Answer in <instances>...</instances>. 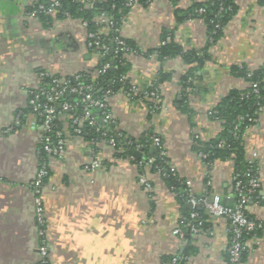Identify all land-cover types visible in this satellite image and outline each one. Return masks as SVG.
<instances>
[{"label":"crops","instance_id":"crops-1","mask_svg":"<svg viewBox=\"0 0 264 264\" xmlns=\"http://www.w3.org/2000/svg\"><path fill=\"white\" fill-rule=\"evenodd\" d=\"M34 1L0 0V264H169L168 258L185 248V264H228L227 219L205 209L204 228L187 238L175 232L189 205L152 166L150 139L160 138L169 167L189 182L193 194L203 195L209 181L211 191L225 203L234 202L232 160L207 165L194 145L220 133V123L207 111L231 89L247 86L231 67L255 69L264 62V0H235L236 13L205 54L207 33L201 18H180L182 13H175L170 0L133 7L119 30L138 48L124 53L130 87L144 92L159 77L163 81L158 82L156 97L137 99L124 90L109 94L107 118L98 117L101 122L97 118L96 123L111 122L108 129L137 142L136 149L130 154L117 151L110 140L93 145L72 133L64 118L63 154L44 157L40 119L27 105L29 90L39 87L44 75L64 80L91 69L100 55L90 50L89 31L81 19L49 15V25L43 26L27 12ZM199 1L204 0H177L176 8L184 11ZM164 31L171 32V40L182 50L206 55L201 66L190 65L191 86H182L188 65L180 55L160 61L153 50L163 43ZM98 32L109 36L112 27L102 25ZM243 139L245 157L255 156L258 162V186L245 209L264 223V107ZM94 157L98 165L92 170L88 163ZM42 162L49 176L39 186L44 219L40 226L33 181ZM246 244L239 264H264V232Z\"/></svg>","mask_w":264,"mask_h":264},{"label":"trees","instance_id":"trees-1","mask_svg":"<svg viewBox=\"0 0 264 264\" xmlns=\"http://www.w3.org/2000/svg\"><path fill=\"white\" fill-rule=\"evenodd\" d=\"M52 1L54 0H35L27 7V12L36 10L37 18L43 23V26H47L50 23V17L43 11L38 10V6L42 5L44 8H47ZM57 1L59 2V5L56 8V18L70 17L85 21L87 30L95 33V36L108 47L106 52H103L102 49H99L96 45L89 47L91 51L103 52V55H100V59L95 67L81 70L75 74L66 76L64 80L67 82L69 87L78 86V84L89 86L90 88L88 90L84 87V91L89 92L91 99L96 100H102L107 95L106 93L111 94L119 90L128 91L134 98L137 99H146L145 97L150 91H154L156 93L158 92V82L163 81L162 77H159L157 82L144 92H134L130 90V83L127 78V73L130 67L129 62L123 52H119L115 55L113 51L116 47V42L114 41L115 38L117 36L121 37L116 28L120 29L124 17L130 10V8L126 6V0H90L88 5H84L78 0ZM151 1L152 0H139L138 2L140 5H147ZM170 1L175 7V13H182H180L182 16L180 18H201L204 21L207 33V44L202 51L204 54L207 47L216 42L222 36L225 25L238 9L235 0H204L194 2L184 11H180V9L176 8L177 0ZM101 12H103L109 20L114 22V25L111 26L112 33L109 36H102L98 32L100 26L107 24L99 23L97 21V14ZM121 38L123 39L128 52L132 50L138 51V48L133 40L124 37ZM161 39H163V43H161L156 49H153L158 60L162 61L165 57L180 55L183 61L188 65V70L181 75L182 86H191L194 68L190 67V65L192 63H196L198 66H201L206 55H199L200 53H197L196 51L187 52L182 50L175 42H173V40H171L170 31H164L161 35ZM153 50H148L147 53L153 52ZM111 61H113V63L107 69L97 72V70L102 68L104 63H109ZM231 72L236 76L244 77L247 81V86L243 89H231L225 96L222 97L219 103L212 108L213 113L210 117L220 123V133L207 142H200L197 140L195 142L194 149L198 153L201 152L206 154L203 161L206 162L207 165H211L212 162L217 159L232 160L234 175H236V179L240 181L243 191L247 193V189L249 188L248 180L251 176L257 175L258 162H249L245 157L243 134L246 127L253 124L257 120L260 110L264 107V62L255 69H248L242 65H235L231 67ZM52 77L54 76L44 75L43 82L40 86L47 87L50 84ZM253 84H256V87H254ZM71 96L72 98L70 99ZM82 96L83 93L65 92L53 104L57 111V116L53 121L52 128L47 132L52 141L57 139V131L62 132L64 118L68 122V128L70 131L75 133L74 129L76 125L72 124V118L83 113L85 103L81 100ZM64 101L70 103L73 107L69 110H63L61 103ZM89 108L90 114L94 117L95 122L98 117L103 116L102 111L97 107L91 106ZM29 110L31 109L29 108ZM109 124L110 125H99L98 123L91 124L89 121L84 120L80 125V133L75 134L82 136L84 140L93 145L100 141L112 140L115 150L125 151L129 154L134 152L137 147V142L128 137H123V135H121V137H115V133L108 129V127L113 124L111 122H109ZM150 142H152V138L150 139ZM40 149L43 157L46 156V153L41 148V144ZM148 149L149 147L144 145L143 150L148 151ZM152 159V166L154 169L161 173L166 184L169 185L171 189H173V191H175L177 195L186 202L185 183L183 179H181L177 173L169 167L168 158L165 155L160 154V148L154 146ZM48 176L49 174L47 169V174L42 178V184L46 182ZM206 189L209 190L210 187L206 186ZM255 190L256 188L252 189L248 193V196L250 197L254 195ZM204 210L205 208L203 207H199L197 209L198 221L201 222V227L203 228L206 226V223L204 222L206 218ZM189 211L190 210L188 208L182 216L188 219ZM244 213L249 219L254 220L248 215L246 209H244ZM182 230L183 236L186 238L192 233L190 226L188 225H183ZM263 232V230L258 228L253 230H243L240 240L244 243V249L242 250L237 262L230 261L227 249L225 258L228 264L241 263L247 253V240L250 237ZM231 239L232 233H230L229 244ZM177 254L179 261L175 264H185L188 250L185 248L182 252ZM172 258L173 256L168 258L170 261L169 264H171ZM36 264L45 263L43 261H39Z\"/></svg>","mask_w":264,"mask_h":264},{"label":"built area","instance_id":"built-area-1","mask_svg":"<svg viewBox=\"0 0 264 264\" xmlns=\"http://www.w3.org/2000/svg\"><path fill=\"white\" fill-rule=\"evenodd\" d=\"M84 5H88L90 0H78ZM139 0H126V6L130 8V10L140 5ZM59 2L57 0L52 1V3L47 7L44 8L42 5L38 6V10L43 11L48 15H56L57 13V6ZM31 16L37 18V11L32 10L28 12ZM99 23H107L110 26L114 25L112 20H109L103 12L97 14L96 17ZM84 26H86V22H82ZM118 31L119 28H116ZM88 45L89 47L92 45H96L99 49H102L103 52H106L108 47L101 42V40L95 36V33L88 32ZM116 47L113 49L115 55L119 52L126 53L128 51L127 47L124 44V41L121 37H116L115 40ZM98 55H103V52L96 51ZM109 63H104L100 70L97 72L104 71L109 67ZM256 87V84H253ZM84 87L88 90L89 86H83L78 84V86L69 87L65 80L58 79L56 77H52L50 84L47 87L39 86L34 89H30L28 92V100L27 105L30 109L39 117L40 119V134H39V141L41 144L42 150L48 155H56L61 156L64 152L65 146V139L63 138L62 132L57 131L55 141L51 140V137L47 134V132L52 128L53 121L57 116V111L54 107V103L59 99V97L65 93H83L82 102L85 103L83 108V113L81 115H77L72 118V124L76 125L74 132L79 134L80 133V125L82 122L89 121L91 124H96L94 117L90 114L91 106L97 107L102 111L104 118H107V97L109 93L102 100L91 99V95L89 92L84 91ZM130 90L134 92H140L137 88L132 85ZM148 97H156L157 93L154 91H150L147 93ZM88 101V102H87ZM61 107L63 110H69L73 106L64 101L61 103ZM213 113V110L210 109L207 111V115L210 117ZM112 142V140H110ZM152 143L154 146L160 148V154L165 155V151L161 144V140L158 136H152ZM201 159L206 157L205 153H198ZM153 161V159H150ZM249 162L256 161V157L252 156L248 158ZM89 167L93 170L98 165V160L96 157L91 159L88 163ZM47 174V164L42 162L39 167L37 168L36 175L33 181V189L34 193L36 194L35 198V213L37 217V223L42 226L44 219H43V207H42V200L38 196L39 195V186L42 184V178ZM185 183V195H186V202L189 205V214L188 219L186 217H181L179 224L175 228V232L179 235H182L183 225L190 226L192 233H197L201 228V222L198 221V212L197 209L200 207L205 208L212 216L216 217H223L228 220L231 225V233L232 239L230 244L228 245V254L231 262H237L239 260V256L244 249V243L241 242L240 237L243 230H253L255 228L261 229L264 231V225L261 221L251 220L249 219L246 214L244 213L245 203L248 201L249 196L248 193L258 186V178L257 175L251 176L248 180V189L247 193H245L242 189V185L238 179H236V175L233 177V190H234V197L235 200L233 203H225L222 202V197L214 192L211 189L206 190V192L201 195L197 196L191 192L188 187L189 182ZM206 186H210L209 181H207ZM187 221V222H186ZM196 222V223H195ZM40 235H42V230L39 231ZM39 250L42 254L45 253V245L41 243L39 246ZM179 261L178 254H175L171 259V264H175Z\"/></svg>","mask_w":264,"mask_h":264},{"label":"water","instance_id":"water-1","mask_svg":"<svg viewBox=\"0 0 264 264\" xmlns=\"http://www.w3.org/2000/svg\"><path fill=\"white\" fill-rule=\"evenodd\" d=\"M111 51H112V48H111ZM111 63H113V61H111ZM97 120H98L99 122H101V119H100V118H98ZM114 136H115V137H118L117 134H114ZM136 154H137V153H136ZM222 202H225V200L222 199Z\"/></svg>","mask_w":264,"mask_h":264}]
</instances>
